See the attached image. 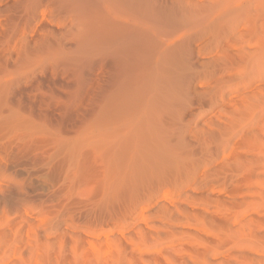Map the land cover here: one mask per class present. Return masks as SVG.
<instances>
[{
    "label": "bare ground",
    "instance_id": "1",
    "mask_svg": "<svg viewBox=\"0 0 264 264\" xmlns=\"http://www.w3.org/2000/svg\"><path fill=\"white\" fill-rule=\"evenodd\" d=\"M185 1L0 0V139L22 142L18 150L27 138L86 141L82 150L91 143L96 151L91 144L86 151H99L103 182L136 204L141 190L197 169L203 145L193 125L205 105L233 99L228 120L258 145L248 137L258 135L264 102L258 93L236 98L264 75V43L236 39L242 9ZM224 119L216 125L221 135L215 129L209 137L241 138ZM225 139L224 150L231 145ZM68 141L61 145L71 153ZM245 160L258 165V155Z\"/></svg>",
    "mask_w": 264,
    "mask_h": 264
},
{
    "label": "rangeland",
    "instance_id": "2",
    "mask_svg": "<svg viewBox=\"0 0 264 264\" xmlns=\"http://www.w3.org/2000/svg\"><path fill=\"white\" fill-rule=\"evenodd\" d=\"M185 2L205 8L230 3L233 11L243 14L236 39L264 43L259 40L264 38V0ZM224 35L221 38L227 39L228 34ZM257 81L258 86L236 99L258 93L259 102H264V75H258ZM232 100L233 105L228 100L214 109L210 106L212 111L205 105L199 111L200 118L195 117L193 126L201 132L198 142L202 141L203 153L197 169L188 166L196 178L191 180L188 174L190 178L181 176L175 182L169 177L160 185L141 190L139 205L129 202L126 194L114 193L107 183L110 179L103 182L105 167L96 157L98 148L93 156L96 146L91 143L93 153L86 151L90 144L82 150L86 141L82 144L68 138V145L71 141L80 143H72L69 153L71 148L67 144L63 148L64 142L58 141L62 144L58 147L54 144L57 140L47 137L54 141L50 144L43 139L40 142L37 136L35 144L29 142L32 139L23 141L32 143L34 149L22 144L20 150L26 147L38 152H24V148L21 154L15 138H1L0 264H264V107L258 102L262 105L258 104V135L248 137L249 141L258 137V145L253 146L245 140L247 135L240 136L239 126L235 128L229 121L236 111ZM223 119H229L234 127L229 131L238 129L235 135L242 138L225 134L231 142L225 150L221 142L225 138L216 141L209 137ZM73 150L86 152L77 157ZM74 154L76 157L70 156ZM253 154L258 155V165L245 160Z\"/></svg>",
    "mask_w": 264,
    "mask_h": 264
}]
</instances>
